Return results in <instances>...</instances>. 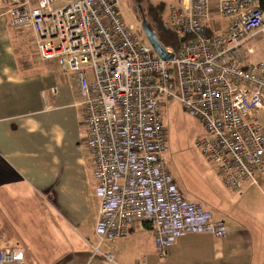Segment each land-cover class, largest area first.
Returning a JSON list of instances; mask_svg holds the SVG:
<instances>
[{"label": "built area", "instance_id": "2783aa9c", "mask_svg": "<svg viewBox=\"0 0 264 264\" xmlns=\"http://www.w3.org/2000/svg\"><path fill=\"white\" fill-rule=\"evenodd\" d=\"M167 12L166 28L185 38L166 48L171 61L125 20L120 0H11L8 10L11 27L30 32L40 61L77 77L100 199L99 242L124 239L131 224L145 223L161 258L181 237L227 236L165 167L164 101H178L205 127L195 147L234 195L264 177V58L250 59L249 46L264 37L260 0H171ZM24 252L1 249L0 264L24 263Z\"/></svg>", "mask_w": 264, "mask_h": 264}, {"label": "crops", "instance_id": "0c3cea01", "mask_svg": "<svg viewBox=\"0 0 264 264\" xmlns=\"http://www.w3.org/2000/svg\"><path fill=\"white\" fill-rule=\"evenodd\" d=\"M10 7L0 0V247L22 248L21 264H264V177L234 195L204 158L224 198L217 212L197 204L225 224V238L190 234L161 258L150 225L135 222L126 238L99 242L77 77L38 59L30 32L11 27Z\"/></svg>", "mask_w": 264, "mask_h": 264}, {"label": "rangeland", "instance_id": "374dc122", "mask_svg": "<svg viewBox=\"0 0 264 264\" xmlns=\"http://www.w3.org/2000/svg\"><path fill=\"white\" fill-rule=\"evenodd\" d=\"M151 2L169 5L171 0H151ZM120 3L125 20L129 24H134L136 31H142L131 0H120ZM166 14L168 15L167 9ZM263 38L259 36L249 45L255 50V55L250 58L253 61L264 58ZM161 116L168 140V150L163 155L167 171L173 176L187 201L199 203L217 212V199L224 198L222 187L217 182L211 167L195 147L196 142L206 136L205 127L200 121L188 115L176 100L164 101ZM19 242L20 244L14 245L24 247L23 242L21 240ZM1 249L3 248L0 247Z\"/></svg>", "mask_w": 264, "mask_h": 264}, {"label": "trees", "instance_id": "16d2710c", "mask_svg": "<svg viewBox=\"0 0 264 264\" xmlns=\"http://www.w3.org/2000/svg\"><path fill=\"white\" fill-rule=\"evenodd\" d=\"M131 3L137 20L140 23L145 22L165 48L175 50L182 45L181 38L166 28L167 4H154L151 0H131ZM260 7L264 11V0H260Z\"/></svg>", "mask_w": 264, "mask_h": 264}, {"label": "water", "instance_id": "95a60500", "mask_svg": "<svg viewBox=\"0 0 264 264\" xmlns=\"http://www.w3.org/2000/svg\"><path fill=\"white\" fill-rule=\"evenodd\" d=\"M141 28L147 40L152 45L156 55L166 61H171L174 59V55L167 52L166 48L159 42L157 36L153 33V31L145 22L141 23ZM184 41L185 38H182L181 42L183 43Z\"/></svg>", "mask_w": 264, "mask_h": 264}]
</instances>
